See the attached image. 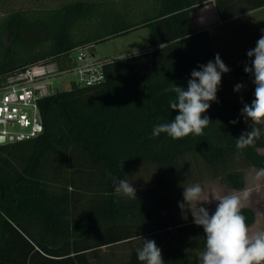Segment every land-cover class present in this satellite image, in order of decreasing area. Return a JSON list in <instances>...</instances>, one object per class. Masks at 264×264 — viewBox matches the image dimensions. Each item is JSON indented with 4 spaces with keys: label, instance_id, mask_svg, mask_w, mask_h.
Instances as JSON below:
<instances>
[{
    "label": "trees",
    "instance_id": "trees-1",
    "mask_svg": "<svg viewBox=\"0 0 264 264\" xmlns=\"http://www.w3.org/2000/svg\"><path fill=\"white\" fill-rule=\"evenodd\" d=\"M216 0L222 22L264 8V0ZM20 0H0V89L8 78L40 62L71 65L78 48L89 47L148 28V48L116 57L105 66L106 80L94 87L59 90L39 101L43 133L22 142L0 145V264H93L100 250L176 230V239L161 249L165 264H199L205 249L203 228L190 218L179 220L168 199L129 198L115 191L142 164L154 165L175 178L186 173L179 160L199 156L232 190L246 179L236 161L264 168L262 134L249 147L236 139L251 130L241 115L251 104L233 99L211 102V120L202 136L173 140L152 137L158 123L178 114L170 108L175 85L187 87L191 72L215 60L209 30L195 31L192 13L211 0H63L54 7L12 9ZM243 7V6H242ZM162 46L160 47V45ZM245 51L236 67L239 77L251 60ZM236 120V124L230 121ZM116 177L114 182L110 178ZM172 179L157 181L168 192ZM167 212V213H164ZM250 227L256 212L243 207ZM132 247L117 264H142Z\"/></svg>",
    "mask_w": 264,
    "mask_h": 264
},
{
    "label": "rangeland",
    "instance_id": "rangeland-1",
    "mask_svg": "<svg viewBox=\"0 0 264 264\" xmlns=\"http://www.w3.org/2000/svg\"><path fill=\"white\" fill-rule=\"evenodd\" d=\"M62 1L20 0V2L12 5V9L54 7L61 4ZM211 1L212 3L202 6L192 13L193 29L195 31L209 30L216 55L219 54L222 61L230 69L228 73L222 74L221 84L219 85V101L222 99H233L247 103V91L255 87L253 76L247 74L245 77H239L236 73V67L240 63L243 53L253 49L257 40L264 35V8L252 12H244L229 21L222 22L215 7L216 0ZM242 1L239 2L241 5L237 8H246L244 1ZM2 17L3 15L0 12V22ZM150 40L149 29L143 28L100 42L96 44L93 52L96 58H116L148 48ZM241 72H244V69ZM76 79V75L70 74L64 78H53L52 81L57 89L69 90ZM238 83L243 84L244 87L240 92H235L234 88ZM260 151L264 153V149ZM179 167L186 173L184 179L175 178L172 173H166L154 165L142 164L134 169L132 174L127 175L124 180L133 184L136 192L143 197L168 199L172 207L171 213L179 220H183L185 215L193 220L190 212L182 213L179 207V204L183 202L184 187L194 184H199L202 187L203 199L210 202L203 203L201 206L206 207L210 214L214 212L218 203L217 200L220 197L228 194H237L243 197L244 193H248V198L244 201V207L253 208L256 212V221L250 227V230L253 232L264 231V177H258L256 169L239 161L233 164V168L242 172L246 179L245 189L235 191L230 189L225 184L223 177L214 173L197 155L188 154L183 156L179 160ZM163 175L172 179V186L165 193L160 192L156 184L157 179ZM175 231L171 230L144 237L143 239L154 240L157 247H161L164 243L166 244L169 241V243H172L176 239ZM138 246H143L142 239L134 241L133 244L125 243L112 248H104L100 250L101 259L93 261V264H117L120 260L127 258L132 247Z\"/></svg>",
    "mask_w": 264,
    "mask_h": 264
},
{
    "label": "clouds",
    "instance_id": "clouds-1",
    "mask_svg": "<svg viewBox=\"0 0 264 264\" xmlns=\"http://www.w3.org/2000/svg\"><path fill=\"white\" fill-rule=\"evenodd\" d=\"M162 44L160 45V47ZM251 65L244 67L245 73L253 76L255 85L254 99L251 104H244L241 115L246 121H251V130L241 134L236 139V148L243 150L258 139L262 130L258 125H264V35L256 42V46L247 52ZM230 69L220 58L206 65H200V70H193L187 87L174 84L164 91L172 92L175 98L170 101L172 111L178 112L171 122L158 123L153 127L152 137L167 134L173 140L183 139L189 135L202 136L204 129L211 122L205 115L211 102L217 100L218 87L221 84L222 74ZM243 84L235 85L234 91L240 92ZM236 124L237 121H230ZM110 178L117 181L116 177ZM264 177V168L257 173ZM116 193L129 198H136V189L124 179H119ZM237 194H228L217 200L214 212L210 214L206 207L201 206L206 201L203 199V189L199 184L184 187L183 202L179 204L182 213L190 212L193 223L203 228L205 234V249L200 255L199 264H264V231H251L246 217L242 214L244 201ZM187 219V216H184ZM143 246L137 249V258L142 264H165L161 249L154 240L143 239Z\"/></svg>",
    "mask_w": 264,
    "mask_h": 264
},
{
    "label": "built area",
    "instance_id": "built-area-1",
    "mask_svg": "<svg viewBox=\"0 0 264 264\" xmlns=\"http://www.w3.org/2000/svg\"><path fill=\"white\" fill-rule=\"evenodd\" d=\"M71 56L68 67L40 62L8 78L0 89V136L6 137L7 143L30 140L43 133L39 101L59 91L53 78L74 74L79 87H94L106 80L105 66L115 60L96 58L89 47L78 48Z\"/></svg>",
    "mask_w": 264,
    "mask_h": 264
},
{
    "label": "water",
    "instance_id": "water-1",
    "mask_svg": "<svg viewBox=\"0 0 264 264\" xmlns=\"http://www.w3.org/2000/svg\"><path fill=\"white\" fill-rule=\"evenodd\" d=\"M13 139H11V141H12ZM7 143V139H6V137H4V136H0V145H3V144H6Z\"/></svg>",
    "mask_w": 264,
    "mask_h": 264
}]
</instances>
